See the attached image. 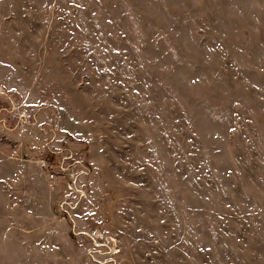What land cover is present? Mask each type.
<instances>
[{
  "label": "rangeland",
  "instance_id": "374dc122",
  "mask_svg": "<svg viewBox=\"0 0 264 264\" xmlns=\"http://www.w3.org/2000/svg\"><path fill=\"white\" fill-rule=\"evenodd\" d=\"M0 264H264V0H0Z\"/></svg>",
  "mask_w": 264,
  "mask_h": 264
},
{
  "label": "built area",
  "instance_id": "2783aa9c",
  "mask_svg": "<svg viewBox=\"0 0 264 264\" xmlns=\"http://www.w3.org/2000/svg\"><path fill=\"white\" fill-rule=\"evenodd\" d=\"M38 164L41 168L42 171H45V176L48 180L49 183H52V182H55L56 181V174H54L53 172H51V167L50 165H47L46 162H43V161H38ZM75 178V177H74ZM69 188L70 190H74V188L71 186V184H69Z\"/></svg>",
  "mask_w": 264,
  "mask_h": 264
}]
</instances>
